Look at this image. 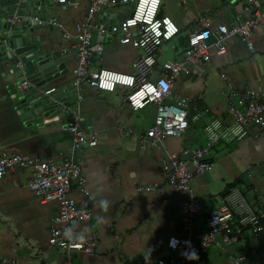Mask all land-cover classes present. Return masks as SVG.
Here are the masks:
<instances>
[{
  "label": "crops",
  "instance_id": "1",
  "mask_svg": "<svg viewBox=\"0 0 264 264\" xmlns=\"http://www.w3.org/2000/svg\"><path fill=\"white\" fill-rule=\"evenodd\" d=\"M76 1L75 8L51 6L57 27L30 32L34 53L40 54L46 64H54L55 78L48 85L58 91L71 83L76 66L73 42L65 43L62 37L75 33L89 5V0ZM245 4L246 0H161L159 17L170 19L179 32L158 47L149 80L159 78L165 62L182 59L188 36L199 28L201 19L209 21L214 33L220 25L248 19L251 13L244 11ZM249 6L264 13V0H253ZM1 12L5 15L7 9ZM131 13L132 5L108 8L102 12L106 17L101 22L108 18L110 24L117 23ZM2 30L0 25V34ZM251 41L252 53L238 38L230 39L224 55L210 51V64L203 76L182 74L173 80V96L188 104V129L178 139L164 138L154 145L144 139L153 125L155 106L132 110L124 102L126 89L121 87L114 92L85 89L79 105L80 127L95 138V147L74 148L73 136L64 130L67 119L54 108L42 124L23 122L16 108L20 98L15 93L18 75L10 65L0 62V155H21L39 162L72 160L80 166L82 182L72 185L69 197L78 207L89 210L92 217L72 229L80 236H95L98 248L92 256L75 255L72 264H142L146 258H166L171 255L166 251L167 240L182 236L181 203L193 198L201 204L203 213L195 223L200 228L201 215L214 209L232 185L239 187L253 206L264 208V129L254 125L247 127L242 140L217 142L211 148L206 156L209 171L193 176L186 196L166 186L159 192L138 191L161 181L167 174L170 155L203 149L204 128L212 121L232 127L229 107L245 90L259 93L264 103V28L255 29ZM142 54L117 37L107 36L101 56L92 59V68L136 76L133 64ZM70 100L73 103L75 97ZM188 170L193 172L191 166ZM32 174L31 169L23 168L0 179V264H63L59 250L48 247L57 204L44 203L26 188ZM237 248L246 250L249 263L264 264V248H258L252 240L247 246L226 251L211 249L192 264L200 260L217 264L225 254L223 264H230L229 257Z\"/></svg>",
  "mask_w": 264,
  "mask_h": 264
},
{
  "label": "built area",
  "instance_id": "2",
  "mask_svg": "<svg viewBox=\"0 0 264 264\" xmlns=\"http://www.w3.org/2000/svg\"><path fill=\"white\" fill-rule=\"evenodd\" d=\"M252 2L246 0L244 7L245 12L251 13L248 19H236L229 26L220 25L214 33L210 31L209 21L201 19L199 28L188 36L182 59L165 62L161 66L159 78L153 82L149 76L155 66V52L163 42L169 41L179 32L170 19L159 17L161 0H89L86 16L75 27V33H65L62 37L65 43L73 42L72 49L76 56L71 83L61 91L52 87L41 91L54 112L57 111L67 119L64 130L73 136L74 148L96 146L95 138L80 127L79 105L87 88L106 92H114L118 87L124 88V102L135 111L154 105L156 115L144 142L154 145L164 138H180L188 129V104L173 96V80L182 74L203 76L210 64V51L214 50L219 56L224 55L226 43L230 39L238 38L252 53L253 31L259 27L264 28V13L252 11L249 6ZM1 3L0 10L7 9V29L0 35V45L7 42L13 32L24 35L35 29L57 27V19L50 14L54 4L67 8L78 5L76 0H11L9 4L1 0ZM130 5L132 13L129 18L113 24L109 23L108 18L104 19L106 22H101V18L106 17L102 14L105 9ZM155 8V19L149 24ZM107 36L117 37L120 43L143 52L141 58L133 64L136 76L92 68V59L101 56ZM17 67L22 74H19L20 81L15 86V93L33 89L34 85L24 75L21 62H18ZM72 95L75 97L73 103L70 100ZM229 116L233 120L232 127L225 128L217 121H212L204 128L206 146L203 149H186L180 156L170 155L167 174L161 181L141 187L138 191L159 192L166 186L173 193L186 196L190 192L193 176L209 171L211 166L206 156L217 142L242 140L249 125L264 129V103L259 93L245 90L235 105L229 107ZM188 166L192 167L193 172L188 170ZM23 168H29L33 173L26 188L44 203L52 202L58 207V214L49 229L48 247L59 250L63 264H72L75 255L95 254L97 238L77 235L72 229L73 225L87 222L92 217L89 210L78 207L69 197L72 185L82 182L78 162H39L21 155H0V179ZM202 213V206L197 200L185 199L179 208L182 236L175 237L179 243L175 248L170 247V237L166 242V251L171 253L170 256L146 258L142 264H192L196 259H186L183 252L194 249L200 258L211 249L226 251L233 247L247 246L250 240L257 243L261 239L264 244V208L253 206L236 185L225 191L214 209L201 215V227L196 228L197 217ZM66 232L69 234L66 235ZM185 241L189 244L186 245ZM237 249L235 255H230L229 263L251 264L246 250ZM198 264L204 262L200 260Z\"/></svg>",
  "mask_w": 264,
  "mask_h": 264
},
{
  "label": "water",
  "instance_id": "3",
  "mask_svg": "<svg viewBox=\"0 0 264 264\" xmlns=\"http://www.w3.org/2000/svg\"><path fill=\"white\" fill-rule=\"evenodd\" d=\"M2 1L4 4H9L11 0ZM5 17L6 14L2 15L0 10V25L4 31L7 29ZM34 51H36V46L32 43L29 32L24 35L21 32H13L7 42L0 45V62L10 63L12 72L18 75L16 84L20 81L19 74H22L17 67L18 62H21L24 75L34 85V88L17 94L18 98L20 97L16 103L17 111L23 122L31 121L42 124L44 119L47 120L53 114L50 104L43 98L41 91L46 86L50 87L48 84L55 78L54 64H46L42 56Z\"/></svg>",
  "mask_w": 264,
  "mask_h": 264
},
{
  "label": "clouds",
  "instance_id": "4",
  "mask_svg": "<svg viewBox=\"0 0 264 264\" xmlns=\"http://www.w3.org/2000/svg\"><path fill=\"white\" fill-rule=\"evenodd\" d=\"M155 12H156V8L152 14V17H151V20H150V23L149 24H152V22L154 21L155 19ZM69 234L66 232V235ZM179 243V241L175 238V237H172L170 238L169 240V246L172 247V248H175L177 246V244ZM185 244L188 245L189 242L185 241ZM182 255L185 256L186 259L188 260H191V259H198V255L197 253L195 252V250H191V251H185L182 253Z\"/></svg>",
  "mask_w": 264,
  "mask_h": 264
},
{
  "label": "rangeland",
  "instance_id": "5",
  "mask_svg": "<svg viewBox=\"0 0 264 264\" xmlns=\"http://www.w3.org/2000/svg\"><path fill=\"white\" fill-rule=\"evenodd\" d=\"M36 32V31H35ZM34 32V33H35ZM7 65H10V63L9 62H5ZM227 256H229L228 254H227ZM226 258V254H225V256L224 255H222L221 256V258H219V261H217V264H223V259H225Z\"/></svg>",
  "mask_w": 264,
  "mask_h": 264
},
{
  "label": "trees",
  "instance_id": "6",
  "mask_svg": "<svg viewBox=\"0 0 264 264\" xmlns=\"http://www.w3.org/2000/svg\"><path fill=\"white\" fill-rule=\"evenodd\" d=\"M257 244H258V248H260V249L264 248V244L261 241V239L257 242Z\"/></svg>",
  "mask_w": 264,
  "mask_h": 264
}]
</instances>
